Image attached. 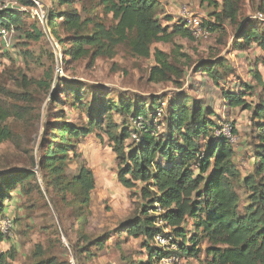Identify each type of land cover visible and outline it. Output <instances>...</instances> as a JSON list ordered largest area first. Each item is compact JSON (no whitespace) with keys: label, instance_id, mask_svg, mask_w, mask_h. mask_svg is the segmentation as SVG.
Instances as JSON below:
<instances>
[{"label":"trees","instance_id":"1","mask_svg":"<svg viewBox=\"0 0 264 264\" xmlns=\"http://www.w3.org/2000/svg\"><path fill=\"white\" fill-rule=\"evenodd\" d=\"M16 1L23 10L0 6V27L20 29L21 17L33 3L31 0ZM76 1L56 0L57 6L65 8L54 12L48 10L46 20L50 32L64 47L66 56L78 59L88 53L87 47L94 49L95 56L111 55L115 47L125 45L135 56L153 57L149 81H166L172 74L177 79L182 77L169 53L152 49L153 44L169 43L175 36L193 38L180 17L174 19L161 11L156 0H94L88 7L81 6L80 10ZM201 2L212 7L209 19L204 20L210 31L221 30L227 21L235 25L236 40H242L240 46L256 41L264 53V26L259 31L247 18L237 22L241 0ZM97 9H100L99 17L110 16V26L92 17L91 13ZM256 10L262 15L259 20H264V0L256 2ZM59 28L67 29L69 35L61 38L57 32ZM31 29L24 31L25 38L39 40L46 34L36 25ZM259 62L264 66V57ZM230 69L224 58L214 57L201 59L194 71L206 75L218 85L219 80L231 72ZM252 73L264 88L261 74L257 70ZM38 83L49 90L53 84L52 72L47 71ZM175 83L179 85L176 80ZM66 89L70 96L64 99L72 106L79 105L87 116V124L78 127L64 117L49 122L39 161L43 177L47 185L59 188L61 194H70L75 211L88 207L95 187L94 174L86 167H81L76 176L67 173L68 151L74 147L69 138L85 137L93 129L105 125L118 160V181L126 188L142 183L139 191L144 204L140 214L123 222L122 228L128 234L141 235L147 260H130L129 264H157L169 256L195 259L199 264H264V98L254 106L249 104L245 99V95L251 93L248 85L238 93L223 92L230 107L250 109L252 114L254 165L250 174L239 179V171L232 162V146L214 134L221 124L212 118L216 117L214 111L201 100L181 93L173 96L166 102L165 114L160 120L156 117V110L164 99L159 95L143 100L118 95L114 100L97 90L92 94V104H84V94L78 85L68 83ZM0 94L9 95L3 88H0ZM53 98L54 102H64L55 95ZM16 105L0 101V144L11 138V128L6 124L8 119L21 117ZM113 112L138 124L131 125L126 119L120 131L115 132ZM132 132L137 134L136 139L132 138ZM35 176L32 168L0 172L1 217L11 194L18 189L28 191ZM239 185L246 194L242 210L236 190ZM78 218L82 225L86 223L83 214L79 213ZM16 221L13 219V225ZM159 221L162 225H157ZM166 228L169 230L165 231ZM158 233L170 237L175 251L153 245ZM6 236L0 232V242ZM205 242L208 245L202 248ZM95 243L97 248L104 245L102 239ZM202 255L204 260H200ZM8 257H14L13 251L0 254V264H7ZM36 264L63 263L50 258Z\"/></svg>","mask_w":264,"mask_h":264},{"label":"rangeland","instance_id":"2","mask_svg":"<svg viewBox=\"0 0 264 264\" xmlns=\"http://www.w3.org/2000/svg\"><path fill=\"white\" fill-rule=\"evenodd\" d=\"M40 1L47 15L48 10L54 12L65 8L57 6L56 0ZM257 1L241 0L237 22L247 18L260 31L264 20L258 18ZM93 2L77 0L75 5L80 10L81 6L88 7ZM1 5L23 10L16 0H0ZM182 5L194 10L188 3L181 4L180 9ZM26 10L21 17L20 29L14 28L7 42L0 38V88L10 95L0 94V101L16 103L21 114L20 118L10 117L6 123L12 134L10 139L0 144V172L32 168L36 175L28 191L18 189L6 201L4 216L17 219L6 234V239L0 242V254L9 251L14 254L13 258H7V264H36L50 258L63 264H129L130 260H147L141 235L128 234L122 228L123 222L140 214L144 204L139 191L142 183L137 182L134 187L126 188L118 181V160L105 125L93 129L85 137L69 138L74 147L68 151L70 161L66 167L67 173L76 176L81 167H86L94 174L95 187L91 191L88 207L75 211L76 207L70 203V194H61L59 188L45 182L39 161L49 122L64 117L67 122L78 127L87 124V116L79 105L72 106L69 100L64 99L70 96L66 89L68 83L80 87L84 104H92V94L97 90L114 100L118 95L141 100L159 95L164 99L161 102L164 103L163 113L157 117L160 120L165 114L166 102L173 96L181 93L201 100L214 111L216 117L212 118L218 124L229 123L234 130L236 137L231 145L232 162L239 171V179L251 173L254 165L251 110L230 107L223 98V92L238 93L248 85L251 93L245 95V99L249 104L254 106L260 98H264V88L252 73V70H257L264 81V66L259 62L264 53L256 41L240 46L242 40H236L234 24L225 21L223 28L211 31L207 39L175 36L169 43L153 44V50L157 48L170 54V60L182 77L177 79L172 74L169 80L151 82L148 77L154 65L152 56H135L127 46L118 45L111 55L95 56L94 49L87 47L89 51L86 55L73 59L64 54V47L50 32L46 22L39 21L30 9ZM99 10L91 13L92 17L110 26V16L99 17ZM211 10L212 7H207L202 12L199 9L194 11L203 20H208ZM32 25L38 26L46 34L39 40L25 38L24 31H32ZM57 32L61 38L69 35V31L64 28H59ZM65 46L69 48V45ZM214 57L224 58L231 68V72L225 74L218 85L206 75L194 71L201 59ZM47 71L53 75L49 90L38 83ZM53 95L64 102H54ZM111 116L116 124L114 130L119 132L127 117L115 112ZM127 121L133 125L129 118ZM236 190L242 210L246 194L240 185ZM64 201L69 203L66 205ZM79 213L86 217L83 225L81 219H77ZM157 225H162V222L159 221ZM97 239H102L103 247L97 248ZM207 245V242L202 243V248ZM168 249L175 251L171 244ZM204 258L202 255L200 260ZM157 264L165 263L160 260ZM166 264H199V261L176 256Z\"/></svg>","mask_w":264,"mask_h":264},{"label":"built area","instance_id":"3","mask_svg":"<svg viewBox=\"0 0 264 264\" xmlns=\"http://www.w3.org/2000/svg\"><path fill=\"white\" fill-rule=\"evenodd\" d=\"M31 1L33 3L32 7L30 8L31 14L37 17L39 21L44 20L46 22L47 10L43 9V4H41V1L40 0H31ZM180 15H181L180 18L186 24L193 38L200 40V39H207L210 37L211 31L206 25H204V20L200 16H198L197 13L194 10H192L190 7H188L187 5H182L180 9ZM258 18L262 19V15L258 14ZM12 31L13 29H7L5 27H0V38H2L4 42H7V39L10 37V34L12 33ZM60 70L61 69H58V71ZM162 104H161V107L156 110V117H161L163 113ZM130 121L133 124H136V125L138 124L135 121H132V119H130ZM214 134L217 136L223 137L230 145L234 143L235 137H236V135L233 133V128L229 123L221 124L220 127L214 130ZM131 136L132 138L136 139L137 134L135 132H132ZM12 227H13L12 219H10L7 216L0 217V232L1 233L5 235L8 234V232L12 229ZM169 239H170L169 236H164V234L158 233L154 236L152 243L155 246L168 249L170 245ZM174 258H175L174 256H169L161 260L166 264L172 261Z\"/></svg>","mask_w":264,"mask_h":264},{"label":"crops","instance_id":"4","mask_svg":"<svg viewBox=\"0 0 264 264\" xmlns=\"http://www.w3.org/2000/svg\"><path fill=\"white\" fill-rule=\"evenodd\" d=\"M158 2L159 8L163 10L164 13L169 14L175 18L179 17L180 5L183 3H188L194 10L199 9L202 12L203 9L207 8L206 3H202L201 0H156ZM173 19V20H174Z\"/></svg>","mask_w":264,"mask_h":264}]
</instances>
